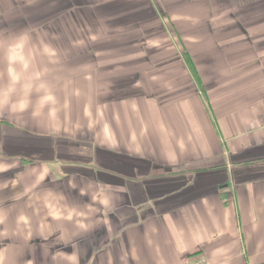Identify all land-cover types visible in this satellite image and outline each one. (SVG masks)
<instances>
[{
	"label": "crops",
	"instance_id": "1",
	"mask_svg": "<svg viewBox=\"0 0 264 264\" xmlns=\"http://www.w3.org/2000/svg\"><path fill=\"white\" fill-rule=\"evenodd\" d=\"M0 264H264V0H0Z\"/></svg>",
	"mask_w": 264,
	"mask_h": 264
},
{
	"label": "clouds",
	"instance_id": "2",
	"mask_svg": "<svg viewBox=\"0 0 264 264\" xmlns=\"http://www.w3.org/2000/svg\"><path fill=\"white\" fill-rule=\"evenodd\" d=\"M9 59H10V61L14 60L13 57H9ZM17 79H18V77L13 76V83H15ZM25 88H26V90H29L30 91L31 90V85L30 84L29 85H26ZM40 88L41 89H44L45 88V85L44 84H41L40 85ZM12 90L13 89L9 88L8 89V92L10 93ZM7 94L8 93H5V96H7ZM4 103H7V100L6 99L4 100ZM27 103H28L27 100H23L19 104L13 105L12 108H13V110H23L24 108L27 107ZM50 103H55V98L51 94H46V95H44L40 99V105L41 106H44V105L50 104Z\"/></svg>",
	"mask_w": 264,
	"mask_h": 264
},
{
	"label": "rangeland",
	"instance_id": "3",
	"mask_svg": "<svg viewBox=\"0 0 264 264\" xmlns=\"http://www.w3.org/2000/svg\"><path fill=\"white\" fill-rule=\"evenodd\" d=\"M254 20V19H253ZM253 20H251V21H253Z\"/></svg>",
	"mask_w": 264,
	"mask_h": 264
}]
</instances>
